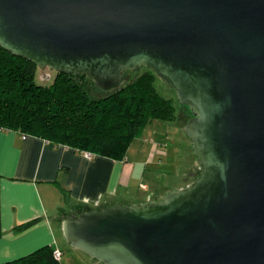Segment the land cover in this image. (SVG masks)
Listing matches in <instances>:
<instances>
[{
    "label": "water",
    "instance_id": "obj_1",
    "mask_svg": "<svg viewBox=\"0 0 264 264\" xmlns=\"http://www.w3.org/2000/svg\"><path fill=\"white\" fill-rule=\"evenodd\" d=\"M0 46L104 90L151 69L201 166L158 201L62 219L104 264H264V0H0Z\"/></svg>",
    "mask_w": 264,
    "mask_h": 264
},
{
    "label": "crops",
    "instance_id": "obj_2",
    "mask_svg": "<svg viewBox=\"0 0 264 264\" xmlns=\"http://www.w3.org/2000/svg\"><path fill=\"white\" fill-rule=\"evenodd\" d=\"M177 125L179 132L172 138L160 135L153 145L149 144L144 156H140L141 149H135L134 159L87 157L64 144L35 135L22 138L19 131L0 128V263L45 245L62 252V219L66 215L117 204L157 201L159 198H129L122 190L135 184V165L151 164L156 156L162 160L159 165L163 160L168 165L176 163V146L182 142L188 145L184 121ZM135 141L144 146L140 138H134L127 152ZM195 167L194 164L193 172ZM137 175L140 178V170ZM140 184L146 185L142 188L145 191L150 188L142 180ZM31 220L35 222L30 226L17 229Z\"/></svg>",
    "mask_w": 264,
    "mask_h": 264
},
{
    "label": "trees",
    "instance_id": "obj_3",
    "mask_svg": "<svg viewBox=\"0 0 264 264\" xmlns=\"http://www.w3.org/2000/svg\"><path fill=\"white\" fill-rule=\"evenodd\" d=\"M37 68L35 63L0 46V128L93 155L123 159L148 120L175 118V107L157 91L156 75L151 69L145 68L131 79L124 72V83L108 94L93 97L87 88L92 79L86 74L55 71L47 83L37 81ZM52 252L53 248L45 245L0 264H61Z\"/></svg>",
    "mask_w": 264,
    "mask_h": 264
},
{
    "label": "rangeland",
    "instance_id": "obj_4",
    "mask_svg": "<svg viewBox=\"0 0 264 264\" xmlns=\"http://www.w3.org/2000/svg\"><path fill=\"white\" fill-rule=\"evenodd\" d=\"M143 70H145V67H141L136 70H126L125 74L127 73L128 77L131 79L134 76L139 75ZM47 74L49 75L48 78H46L48 76ZM53 75L54 71L48 67H45L43 69L39 67L37 68V81L44 80L45 82L50 83L53 79ZM126 78L127 77L124 76V80L122 83L127 80ZM154 85L161 95L169 98L173 103L175 107V118L172 120H162L156 118L148 120L144 125L141 133L135 137L140 138V140L143 141L144 146L137 144L138 141H135L131 145L132 147H130V151L125 154L123 159H126L127 157H129L130 159H134L133 155L135 149H141L142 153L140 156H144L147 148L149 147V144L153 145L155 140H158L160 135H162L163 137L170 136L172 138L174 134L179 132L176 131V127L178 126L177 124L183 121L185 123L188 118L187 116L189 109L185 110L184 105L178 102L175 91L171 87L167 86L162 78L156 75L154 77ZM87 88L90 95L93 97H100L115 90L114 88L104 90L97 86L93 81L88 84ZM185 113L187 115H185ZM187 138L188 139H186V142H188V145H185V143L183 144L182 142L181 145L176 146V149L173 152L174 160L176 161V163L168 165L163 160L162 164L159 165V162H161L162 160H159V156H156L154 162L151 164L140 166H138L139 164L135 165L134 175L138 178L134 182L135 184L130 185L127 189L122 190L123 192H125V196L129 198L139 197V200L141 201L144 199H149L151 197V199L159 198L158 200H160L168 193L185 188L189 184H191L200 173L201 166L199 165L197 157L193 152L192 142L190 141L189 137ZM160 159H162V157H160ZM194 164L196 167L193 172L192 167L194 166ZM139 170L141 175L140 178L139 175H137ZM185 178L186 181L184 180ZM140 180L148 183L150 188L147 191L143 190L140 185L138 186V182ZM61 234L63 237V246L61 247L62 264H104L90 257L85 252L71 247L64 238L63 232H61Z\"/></svg>",
    "mask_w": 264,
    "mask_h": 264
},
{
    "label": "built area",
    "instance_id": "obj_5",
    "mask_svg": "<svg viewBox=\"0 0 264 264\" xmlns=\"http://www.w3.org/2000/svg\"><path fill=\"white\" fill-rule=\"evenodd\" d=\"M21 136H22V138H26L27 134H22ZM84 154H85V156H87V157H91V156H93V154L90 153V152H84ZM140 187H141V188H146V185H145V184H140ZM52 253H53V256H54L56 259H60L61 254H62V252H61L59 249H53V252H52Z\"/></svg>",
    "mask_w": 264,
    "mask_h": 264
},
{
    "label": "flooded vegetation",
    "instance_id": "obj_6",
    "mask_svg": "<svg viewBox=\"0 0 264 264\" xmlns=\"http://www.w3.org/2000/svg\"><path fill=\"white\" fill-rule=\"evenodd\" d=\"M54 72H55V71H54ZM47 75H48V74H47ZM48 77H49V75H48ZM48 77H47V78H48ZM184 107H185V110H186V109H187V110L189 109V108H188L187 106H185V105H184ZM185 115H187V114L185 113ZM187 117H188V118L192 117V114H191V111H190V110H188V116H187ZM188 118H187V119H188Z\"/></svg>",
    "mask_w": 264,
    "mask_h": 264
}]
</instances>
